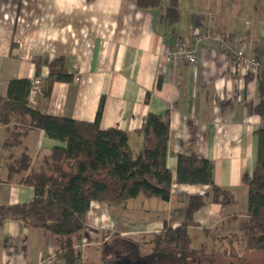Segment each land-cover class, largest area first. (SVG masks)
<instances>
[{"label": "crops", "instance_id": "0c3cea01", "mask_svg": "<svg viewBox=\"0 0 264 264\" xmlns=\"http://www.w3.org/2000/svg\"><path fill=\"white\" fill-rule=\"evenodd\" d=\"M160 1V7L145 10L135 0H0V97L7 96L13 80L40 81L39 90L31 92V106L49 117L79 123H94L100 113L101 130L127 133L136 153L143 148L140 131L148 115L169 120L170 202L135 200L159 202L161 215L151 221L134 202L112 209L94 203L78 246L95 248L88 260L97 261L96 250L105 248L110 237L102 240L104 231L128 225L124 229L137 235L160 233L165 224L179 227L189 198L211 195L210 187L176 184L180 156L211 162L215 185L237 199L229 208L208 203L195 215L199 226L190 231L236 233L247 217L244 177L256 168L261 125L254 112L258 79L237 72L233 59L219 48L196 46L194 40L209 32L222 34L264 68V0ZM169 14L172 22L177 14L172 24ZM178 40L196 50L194 65L175 64L165 55V48L173 49ZM44 60H63L74 76L71 84H54L48 99L44 81L49 69L43 67L37 77L36 63ZM6 137V128L0 127V206L30 203L32 188L20 185L19 178L7 182ZM56 147L65 146L33 131L13 153L18 157L26 150L38 168ZM137 210L142 211L141 223L121 219L122 213ZM57 246L56 237L22 223L8 221L0 228V264H64L57 260Z\"/></svg>", "mask_w": 264, "mask_h": 264}, {"label": "trees", "instance_id": "16d2710c", "mask_svg": "<svg viewBox=\"0 0 264 264\" xmlns=\"http://www.w3.org/2000/svg\"><path fill=\"white\" fill-rule=\"evenodd\" d=\"M135 1L145 10L161 6L160 0ZM172 16L169 14L171 24L177 14L173 22ZM36 66L39 78L43 67L49 69L44 81L47 99L54 84L74 81L63 60H44ZM32 90L33 81L13 80L8 85L7 96L0 97V127L7 131L2 144L8 153L7 182L19 178L20 185L32 188L35 193L30 203L0 206V228L14 221L42 230L58 239V261L78 264L79 242L87 230V217L94 203L112 209L126 207L139 198L170 202L173 187L172 174L167 168L170 123L159 116L148 115L140 131L143 148L136 153L127 133L118 129L101 130L100 113L94 123L49 117L30 105ZM258 95L254 112L261 125L256 132V168L251 177H244L249 188V222L243 231L247 233L246 247L252 251H264V68L258 78ZM33 131H42L49 140L65 146L56 147L38 168L33 167L26 150L18 157L13 153L23 148V140ZM176 184L210 187L212 192L190 197L185 222L178 228L165 224L162 232L150 242L152 249L147 253L136 246L143 258L159 256L162 260L178 261L192 251L189 231L199 226L195 221L199 211L208 203L223 208L237 205L234 194L215 185L212 163L197 155L179 157Z\"/></svg>", "mask_w": 264, "mask_h": 264}, {"label": "rangeland", "instance_id": "374dc122", "mask_svg": "<svg viewBox=\"0 0 264 264\" xmlns=\"http://www.w3.org/2000/svg\"><path fill=\"white\" fill-rule=\"evenodd\" d=\"M131 202H134L136 207H141L145 210L144 213L148 216L147 221H151L158 215H161L156 210L157 208L158 211H161V205H159L157 200H153L152 203L148 201L145 203L142 199ZM113 211L119 213L120 209H113ZM121 216V219L129 221L130 223L142 222V220L138 218L142 216V211L140 212V210L134 211L131 214L122 213ZM143 217L146 218L144 215ZM244 222V225L243 222L238 225L240 228L237 229L236 233L228 234L227 231L222 232V229H217L212 234H208L209 231L205 230L208 231L206 236L202 231H190L189 234L192 241V251L188 255L179 258L178 261L172 262L167 260L168 264H264V251H252L246 247L247 233L244 232L243 229L248 225V215ZM124 227H128V225H125ZM124 227L117 226V228L111 229V231H104L101 234L102 240L110 238L108 239L105 248L103 247V251L101 247L96 250L97 252H95L94 255L96 256L97 261H95V259L88 260L91 259V257H94L91 255V251H94L95 248L79 249L80 258L83 257V261L87 262L86 264H108L109 262H114L119 255H138V253H135L134 250H132V246H140L142 252L144 250L147 253L148 250L152 249V247L149 246L150 242H152L156 235L162 232L139 233L137 235H132L129 233L130 230L124 229ZM233 235H238V237H234ZM114 236L119 237V239ZM236 238H239L240 240H237ZM121 239L123 241H121ZM125 243L128 246H125ZM81 260L78 264H81Z\"/></svg>", "mask_w": 264, "mask_h": 264}, {"label": "built area", "instance_id": "2783aa9c", "mask_svg": "<svg viewBox=\"0 0 264 264\" xmlns=\"http://www.w3.org/2000/svg\"><path fill=\"white\" fill-rule=\"evenodd\" d=\"M195 44H205L210 50L219 48L229 55L235 63L237 72L258 79L263 72V66L256 59H247L243 50L237 42L231 38L227 39L222 34L209 32L195 38ZM165 55L175 64L194 65L196 63V50L188 48L182 41L178 40L174 48H165ZM40 81L33 84V90H39Z\"/></svg>", "mask_w": 264, "mask_h": 264}, {"label": "flooded vegetation", "instance_id": "af4514ba", "mask_svg": "<svg viewBox=\"0 0 264 264\" xmlns=\"http://www.w3.org/2000/svg\"><path fill=\"white\" fill-rule=\"evenodd\" d=\"M125 246H128L125 244ZM132 250H134L135 253H138V255H126V256H122L119 255L116 257V260H114V262H109L108 264H129L126 262L127 260H131L134 263H139V264H168L167 260H162V258H160L159 256H149V257H145L143 259V257H140V253L139 251H137L136 247L132 246ZM134 254V253H133Z\"/></svg>", "mask_w": 264, "mask_h": 264}, {"label": "water", "instance_id": "95a60500", "mask_svg": "<svg viewBox=\"0 0 264 264\" xmlns=\"http://www.w3.org/2000/svg\"><path fill=\"white\" fill-rule=\"evenodd\" d=\"M126 262L129 263V264H139V263H134L133 261L127 260V259H126Z\"/></svg>", "mask_w": 264, "mask_h": 264}]
</instances>
